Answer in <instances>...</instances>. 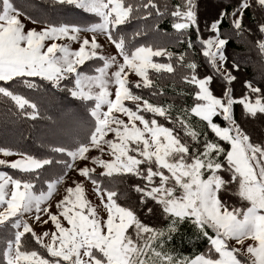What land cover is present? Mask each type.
<instances>
[{
  "label": "snow or ice",
  "instance_id": "obj_1",
  "mask_svg": "<svg viewBox=\"0 0 264 264\" xmlns=\"http://www.w3.org/2000/svg\"><path fill=\"white\" fill-rule=\"evenodd\" d=\"M42 6L0 0V264H264V0Z\"/></svg>",
  "mask_w": 264,
  "mask_h": 264
},
{
  "label": "trees",
  "instance_id": "obj_2",
  "mask_svg": "<svg viewBox=\"0 0 264 264\" xmlns=\"http://www.w3.org/2000/svg\"><path fill=\"white\" fill-rule=\"evenodd\" d=\"M205 2H211L213 4L217 3L218 0H202ZM21 8L26 9L28 12L34 15H48L51 16V11L45 9L42 6L40 0H15ZM41 3V4H40ZM59 19H64V17H59ZM81 22L84 21L83 17L78 18ZM161 29L164 32H172L170 25L167 22L161 24ZM132 29H129V33H131ZM135 43V42H134ZM236 47V45H234ZM242 50V49H237ZM246 73L248 78L250 79H259L262 74L261 66L258 62V57L255 53L251 54V60L246 67ZM63 101L60 99L53 98L50 103H45V107L50 108V114L52 112H57L55 106L60 104L62 105ZM3 111V106L0 105V112ZM236 114L240 116V110L237 108ZM255 125L256 135L259 136L260 132H264V125H261L257 122ZM42 127V125H40ZM40 142L35 139V136L32 134V124L30 122L17 123V124H8L7 126L0 123V146L9 145L15 148H20L22 150H27L31 152H35L39 148ZM49 176H54V169H49L47 172ZM121 191L124 190V185L119 186ZM177 248L187 256H194L195 254L204 251L206 245L202 240H197L195 237L191 235L190 232L185 230V235L182 240L176 241Z\"/></svg>",
  "mask_w": 264,
  "mask_h": 264
},
{
  "label": "rangeland",
  "instance_id": "obj_3",
  "mask_svg": "<svg viewBox=\"0 0 264 264\" xmlns=\"http://www.w3.org/2000/svg\"><path fill=\"white\" fill-rule=\"evenodd\" d=\"M40 2L42 3V0H40ZM203 4L205 5V7L207 8L208 6L212 5L213 3L211 2H205V1H202ZM40 3V4H41ZM68 19H71V17H68ZM31 27H37V25H32L30 22H26V28H31ZM150 38L155 42V43H169L171 41V37L169 36H164V35H152L150 36ZM102 39V38H101ZM154 59H159V58H154ZM133 79H135V77H133ZM237 89H239V86H237ZM57 99V98H56ZM126 103H130V102H126ZM62 105L58 104L55 106V109L58 111L60 108H61ZM257 127V125H254V129ZM263 132V131H261ZM260 132V133H261ZM260 135V134H259ZM2 158V157H0ZM15 158V157H13ZM54 169V175L56 174V172L58 171V169H55V168H52ZM46 175L49 176L48 173H46ZM91 185H89V192H91ZM62 191V189H61ZM92 199L94 200L95 202V197L93 196Z\"/></svg>",
  "mask_w": 264,
  "mask_h": 264
}]
</instances>
